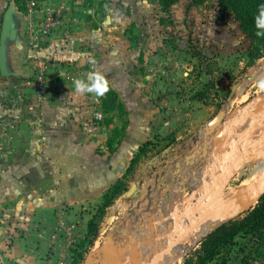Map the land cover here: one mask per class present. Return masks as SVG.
Here are the masks:
<instances>
[{
	"label": "rangeland",
	"instance_id": "rangeland-1",
	"mask_svg": "<svg viewBox=\"0 0 264 264\" xmlns=\"http://www.w3.org/2000/svg\"><path fill=\"white\" fill-rule=\"evenodd\" d=\"M11 3L19 33L18 39L7 45L8 67L13 76L3 77L0 73V172L9 168L0 174L4 176L0 182L9 183L10 190L19 177L35 185L46 181L41 179L39 170L18 171L8 157L14 150L9 140L18 130L17 117L23 107L32 103L67 100L64 112L68 118L76 111L82 113L80 125L85 133V123L101 113L99 135L105 136L111 155L122 148L132 122L144 125V112L150 117L145 121L147 125L152 121L156 126L160 122L159 113L164 110L170 111L167 116L175 117L181 124L180 131L151 134L118 184L107 191L93 219L97 233L94 245L86 243L81 248L72 239L68 243L73 255L67 253L66 258L71 257V263L78 258V264H111L107 259L113 245L127 264H137L136 261L146 264L174 238L171 234L178 210L165 215L166 205H178L184 211L190 206L186 211H191L194 205L190 200L199 201L213 188L214 179L208 170L218 153L211 165L200 170L210 149L206 146L205 151L199 149L193 155L192 147L183 143L191 140L201 124L205 126L204 137L210 142L221 127L209 134L206 130L220 112L227 113L232 104L235 109L262 94L259 83L247 91L245 86L257 75L264 60L259 58L264 56V39L252 40L243 31L237 14L222 9L217 0L200 5L179 0L167 10L159 0H0V37L3 17ZM65 44L79 53L77 58L76 55L71 61L61 56L55 58L54 54L58 49L63 52ZM40 63L46 70L45 89L37 78ZM97 71L108 78L110 91L101 98L94 94L77 95L73 81H87ZM236 83L241 86L226 111ZM146 104L156 106L155 111L148 112ZM252 113L244 106L238 117L248 119ZM263 126L264 121L259 129ZM199 154L204 156L201 163L195 161ZM260 163L249 161L240 167L221 192L222 198H228L262 175L264 168ZM36 167L47 170L49 164L41 160ZM6 172L10 175H3ZM137 186L142 187L141 192L136 190ZM20 192L25 195L15 197ZM31 196V192L20 188L6 199L9 203L10 198H16V203L10 206L3 203L0 207V264L23 261L38 264L39 259L45 258L40 256L37 240L32 237L37 223L30 219L26 205ZM108 199L113 202L106 207ZM252 210L243 209L230 216L224 210L219 211V217L210 220L225 219L202 235L175 264H193L206 236L224 223L244 218ZM195 220L196 217L190 219ZM181 227H187L186 219L181 221ZM49 240L54 243L55 236ZM209 264H264V248L257 235H240Z\"/></svg>",
	"mask_w": 264,
	"mask_h": 264
},
{
	"label": "crops",
	"instance_id": "crops-1",
	"mask_svg": "<svg viewBox=\"0 0 264 264\" xmlns=\"http://www.w3.org/2000/svg\"><path fill=\"white\" fill-rule=\"evenodd\" d=\"M65 47H63V52L58 49L57 54H54L55 58L61 56L65 61H71L75 55L77 58L79 53L71 45L65 44ZM261 69L260 66L256 75L258 77L257 81L249 80V83L246 84V91L252 85L264 79V73H261ZM243 88L242 94L246 92ZM242 94L240 96H243ZM254 97L253 100L251 99L235 109L232 104V108L226 113L221 126V129L226 125L236 127L233 139L243 143L241 144L242 147L257 142L264 136V126L252 135L249 134L250 125L255 120L253 116L244 120L241 116L238 117L239 111L244 106L254 111L264 104V91L261 95ZM66 103L67 100L64 102L57 99L39 104L32 103L23 107L22 114L17 117L18 130L15 132V136L9 140L12 142V149H14L9 152V161L11 162L10 158L13 160V165H17L18 171H28L32 168L39 170L38 172L42 173L41 179L46 181L43 183L37 182L35 185L26 183L22 180L23 178L19 177L17 182L12 183L10 181L13 184L11 190L9 183L0 182V207L3 206V203L9 205L18 201L16 198H10L11 201L8 203L9 193L14 196V193H17L20 188L31 192L30 202L25 204L28 206L30 219L37 223V229L35 232L33 231L32 237L37 240L35 245L40 256L45 255L44 259H39L38 264H72L69 260L71 257L66 258L67 253L73 255V250L68 246L69 240L72 239L78 244L87 238L89 225L100 206L104 203L105 194L118 184L119 179L125 174L140 146L151 138V134L157 132L162 134L171 130L180 131L178 126L181 124L177 123L176 118L167 116L170 111L164 110L159 113L160 122L156 126L152 121H150V125L145 124V121L150 120V117H148L147 112H144V125L141 126L137 125L135 121L132 122L128 137L122 148L111 155L107 151L106 139L103 134H89L85 127L84 131L87 133L82 131L80 125L82 113L76 111L72 117H67L64 112ZM75 109L81 111L80 108ZM145 109H148V112H154L156 106L146 104ZM133 112H136V110H133ZM233 119L243 121V124L238 125V121L233 123ZM204 128L205 126L202 124L197 125L196 132L191 140L183 143V145L192 147L190 153L193 155L199 149L205 151L206 146L210 149L207 160L202 162L203 167L200 170L211 165L216 157L217 150L222 145V143H215L214 139L221 129L218 133L212 135L210 142H207L203 133ZM261 148V145H258V150H261ZM237 149L230 147L224 153L223 162L226 163L233 154L237 153ZM15 157H17V160L14 159ZM41 160L43 163L48 162L49 167L47 170L46 168L39 167L38 169L36 167ZM201 160H204V156L199 154L195 161L201 163ZM249 161L251 160H248L247 163ZM4 165L6 167L11 166ZM243 166H246V164L243 163L241 167ZM7 169L9 168L3 169L0 174ZM6 174L9 176L10 172L3 175L6 176ZM3 178L4 176H1L0 180H4ZM141 189L142 187H136V190L140 192ZM24 195L20 192L17 195L15 194V197H23ZM177 206L166 205L164 208L165 215L174 210H178V213H176L180 215L184 209L181 207L178 209ZM58 208H60L59 212ZM187 209H191V207L188 206L185 211ZM51 236H55L54 243L49 240ZM21 264H26V262L23 261Z\"/></svg>",
	"mask_w": 264,
	"mask_h": 264
},
{
	"label": "water",
	"instance_id": "water-1",
	"mask_svg": "<svg viewBox=\"0 0 264 264\" xmlns=\"http://www.w3.org/2000/svg\"><path fill=\"white\" fill-rule=\"evenodd\" d=\"M19 37L18 23L15 15L14 4L11 3L7 8L2 22V31L0 37V73L3 77H11L13 73L9 71L8 59H7V45L9 42L16 41ZM261 73H264V60L261 62ZM255 76L251 81L256 80ZM241 83L233 85L230 95L228 97V105L226 111L230 110L231 103L235 98ZM226 113L220 112L216 118H214L207 127V134L218 130L222 122L225 119ZM255 121L251 127L249 134L252 135L257 129L263 125L264 120V104L260 105L252 113ZM237 119H233V123L237 122ZM243 121H238V125H242ZM236 127L230 125L224 126L220 133L215 138V143L222 145L217 150V160L213 163L212 167L208 170L214 179L213 188L199 201L192 203L193 209L191 211H184L181 215L175 214L174 219V231L171 234L174 238L171 242L165 246L162 250L158 249L154 256L146 264H164L165 258L176 248L181 247L182 244L187 241L190 236L200 228L207 220L215 217L217 213L224 210L229 216L238 213L243 209H254L262 197L264 196V173L257 179L252 181L249 185L236 190L231 196L226 199L222 198L221 192L227 186L229 180L238 171L241 165L246 164L248 160L259 161L261 168H264V138L259 139L257 142H253L250 145L242 147L240 141L234 140V132ZM258 145H261V150H258ZM238 148V152L233 154L232 157L226 162H223L224 153L230 148ZM219 167L222 168L221 171ZM135 190L132 188L131 193ZM196 217V220L191 222L190 219ZM186 219L187 227L182 229L181 221ZM107 262L111 264H127L124 261L117 250L110 246V255ZM139 264V261H136Z\"/></svg>",
	"mask_w": 264,
	"mask_h": 264
},
{
	"label": "trees",
	"instance_id": "trees-1",
	"mask_svg": "<svg viewBox=\"0 0 264 264\" xmlns=\"http://www.w3.org/2000/svg\"><path fill=\"white\" fill-rule=\"evenodd\" d=\"M179 0H159L162 8L170 9ZM208 0H191L196 5L205 3ZM222 9H229L237 14V18L241 22L243 31L253 40L259 38L256 35L255 17L264 0H217ZM263 38L264 37H260ZM260 56L259 58H263ZM113 200L108 199L105 206L112 204ZM96 223L94 220L89 225V233L79 247H84L86 243L89 246L94 245L96 233ZM257 235L260 244L264 248V196L259 204L250 211L244 218L231 220L224 223L211 234L206 236L202 242V247L196 254L193 264H209L214 261L220 252L228 246H231L240 235ZM77 251H74L76 255ZM79 255L82 256V253ZM76 257V256H75ZM79 259L76 258L72 264H78Z\"/></svg>",
	"mask_w": 264,
	"mask_h": 264
},
{
	"label": "clouds",
	"instance_id": "clouds-1",
	"mask_svg": "<svg viewBox=\"0 0 264 264\" xmlns=\"http://www.w3.org/2000/svg\"><path fill=\"white\" fill-rule=\"evenodd\" d=\"M256 35L264 37V5L258 10L255 17ZM75 93L77 95L94 94L96 98L105 96L110 91L108 78L100 71L94 72L89 80L75 79L73 81ZM260 90L264 91V79L259 81Z\"/></svg>",
	"mask_w": 264,
	"mask_h": 264
},
{
	"label": "bare ground",
	"instance_id": "bare-ground-1",
	"mask_svg": "<svg viewBox=\"0 0 264 264\" xmlns=\"http://www.w3.org/2000/svg\"><path fill=\"white\" fill-rule=\"evenodd\" d=\"M227 215V213L225 214ZM218 213H217V215ZM215 216V218H216ZM222 217V216H221ZM224 217V216H223ZM225 218H218L216 221L214 219L210 220L208 223H205L202 228H198L195 233H193L190 238L182 244L181 247L176 248L171 252L166 258H165V264H175L178 263L180 258H182L187 251L191 248L192 245H194L198 239L202 236L207 234L217 223H220V221ZM170 240V239H169ZM168 245V244H167Z\"/></svg>",
	"mask_w": 264,
	"mask_h": 264
},
{
	"label": "built area",
	"instance_id": "built-area-1",
	"mask_svg": "<svg viewBox=\"0 0 264 264\" xmlns=\"http://www.w3.org/2000/svg\"><path fill=\"white\" fill-rule=\"evenodd\" d=\"M47 32V31H46ZM46 32H44L46 34ZM41 69L38 71L37 73V78L40 80L41 82V87L43 89H45L44 86V76L46 73L45 67L43 65V63H40ZM103 119V115L101 113H97V115H95V118L87 123H85V130L89 133V134H99L101 132L102 126L100 124V122Z\"/></svg>",
	"mask_w": 264,
	"mask_h": 264
}]
</instances>
